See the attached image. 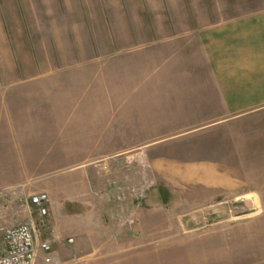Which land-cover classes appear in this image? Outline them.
I'll return each instance as SVG.
<instances>
[{"label":"crops","instance_id":"1","mask_svg":"<svg viewBox=\"0 0 264 264\" xmlns=\"http://www.w3.org/2000/svg\"><path fill=\"white\" fill-rule=\"evenodd\" d=\"M167 18L165 28L158 24L147 33L154 34L148 44L123 52L113 47L116 60L126 57L123 67L115 61L109 69L124 74L111 77L106 93L79 94L76 79L63 77L69 69H86L85 63L50 67L59 72L55 78L51 72L0 77V227L33 217L30 197L47 193L49 227L71 242L60 246L58 264H152L160 258L135 252L147 242L115 220L116 208L108 207V220L101 215L105 206L93 186L99 170H90V161L105 159L101 151L115 145L117 128L123 129L118 148L140 150L156 181L189 186L208 198L264 197L238 170L258 165L253 152L264 150V8L184 32L173 15ZM129 62L136 71H126ZM11 64L13 70L44 66ZM132 134L139 141L126 142ZM148 150L155 155L149 158ZM127 160L107 162L111 179H128ZM61 165L74 168L54 173Z\"/></svg>","mask_w":264,"mask_h":264},{"label":"rangeland","instance_id":"2","mask_svg":"<svg viewBox=\"0 0 264 264\" xmlns=\"http://www.w3.org/2000/svg\"><path fill=\"white\" fill-rule=\"evenodd\" d=\"M263 8L264 0H0V77L28 78L34 72L50 76L51 72L55 78L59 72L50 67L73 68L85 63L86 69H69L63 77L76 79L74 90L78 89L79 94L106 93L111 77L124 74V69H109L115 61L123 67L126 57L119 54L116 60L113 47L123 52L148 44L154 34L147 33H154L158 24L165 28L170 15L174 16L175 28L184 32ZM13 62L24 69L34 62L44 66H37L38 70H13ZM137 66L129 62L126 71L134 72ZM111 88L118 90L116 86ZM120 130L123 129L117 128L112 146L106 129L101 133L105 146L111 148L101 151L104 160L90 161L94 166L89 169L99 170L93 186L105 206L101 215L108 220V207L116 208L115 220L121 219L130 227L133 238L147 242L135 252L160 257L152 264H264V197L225 194L208 198L189 186L156 181L151 160L144 155L140 158V150L124 154L118 148L123 143ZM147 135L142 138L149 140L151 135ZM134 137L132 134L125 141H139V136L136 140ZM177 152L167 153L175 156ZM148 153L151 158L156 150ZM253 154L259 164L244 165L238 170L245 180H251L247 183L250 187L264 190V150H254ZM125 158L129 159L125 162L128 179H111L107 162H122ZM70 168L74 167L61 165L53 172L59 175ZM31 216L36 218L34 212ZM30 219L26 217L22 222ZM4 228L0 227V253ZM37 239L50 241L52 251L41 252L36 264H58L60 246L71 243L50 228L48 221L44 226L37 225ZM47 256L51 261L45 260Z\"/></svg>","mask_w":264,"mask_h":264},{"label":"built area","instance_id":"3","mask_svg":"<svg viewBox=\"0 0 264 264\" xmlns=\"http://www.w3.org/2000/svg\"><path fill=\"white\" fill-rule=\"evenodd\" d=\"M35 217L26 222L7 226L3 230V248L0 253V264H36L41 252L50 253L52 244L48 240L38 241L37 225H46L49 214V195L40 192L30 197ZM47 262L51 257L45 258Z\"/></svg>","mask_w":264,"mask_h":264}]
</instances>
